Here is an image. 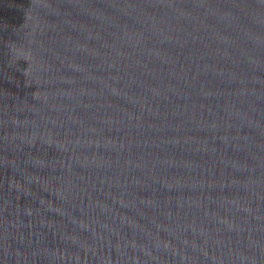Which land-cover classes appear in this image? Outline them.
Returning <instances> with one entry per match:
<instances>
[{
	"label": "water",
	"instance_id": "obj_1",
	"mask_svg": "<svg viewBox=\"0 0 264 264\" xmlns=\"http://www.w3.org/2000/svg\"><path fill=\"white\" fill-rule=\"evenodd\" d=\"M0 264H264V0H0Z\"/></svg>",
	"mask_w": 264,
	"mask_h": 264
}]
</instances>
